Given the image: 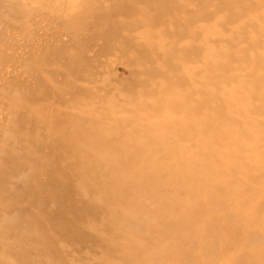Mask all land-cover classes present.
Instances as JSON below:
<instances>
[{"label": "rangeland", "instance_id": "obj_1", "mask_svg": "<svg viewBox=\"0 0 264 264\" xmlns=\"http://www.w3.org/2000/svg\"><path fill=\"white\" fill-rule=\"evenodd\" d=\"M0 264H264V0H0Z\"/></svg>", "mask_w": 264, "mask_h": 264}]
</instances>
